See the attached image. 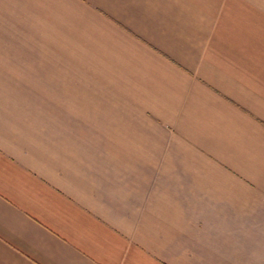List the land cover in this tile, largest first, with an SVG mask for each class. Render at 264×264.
Returning <instances> with one entry per match:
<instances>
[{
  "label": "crops",
  "instance_id": "1",
  "mask_svg": "<svg viewBox=\"0 0 264 264\" xmlns=\"http://www.w3.org/2000/svg\"><path fill=\"white\" fill-rule=\"evenodd\" d=\"M0 264H264V0H0Z\"/></svg>",
  "mask_w": 264,
  "mask_h": 264
}]
</instances>
